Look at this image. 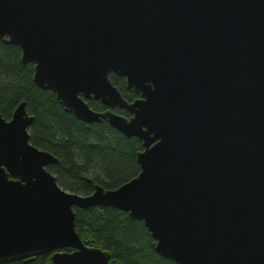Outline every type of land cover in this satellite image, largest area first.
<instances>
[{"label":"water","instance_id":"95a60500","mask_svg":"<svg viewBox=\"0 0 264 264\" xmlns=\"http://www.w3.org/2000/svg\"><path fill=\"white\" fill-rule=\"evenodd\" d=\"M0 39L64 109L144 147L137 175L83 195L30 142L26 102L0 112V262L50 251L52 264H109L73 207L112 204L179 264H264V0H0ZM114 73L140 95L129 102Z\"/></svg>","mask_w":264,"mask_h":264},{"label":"trees","instance_id":"16d2710c","mask_svg":"<svg viewBox=\"0 0 264 264\" xmlns=\"http://www.w3.org/2000/svg\"><path fill=\"white\" fill-rule=\"evenodd\" d=\"M21 47L0 39V112L9 119L14 108L24 100L25 109L33 115L28 126L30 142L47 149L57 160L46 167L58 183L71 192L88 195L94 186L116 188L140 172L137 152L143 150L142 139L126 136L112 127L105 117L88 123L64 109L53 89L38 87L34 83L33 63H22ZM111 82L120 93L133 101L140 94L126 84L125 76L110 74ZM88 104L102 112L112 109L124 116L131 115L128 108H111L98 99ZM76 231L83 243L102 247L111 255L109 264H179L156 251L155 239L144 221L130 217L123 209L103 204L82 208L73 207ZM71 248H64L70 250ZM51 252H40L28 258H17L0 264H49Z\"/></svg>","mask_w":264,"mask_h":264},{"label":"rangeland","instance_id":"374dc122","mask_svg":"<svg viewBox=\"0 0 264 264\" xmlns=\"http://www.w3.org/2000/svg\"><path fill=\"white\" fill-rule=\"evenodd\" d=\"M49 264H52V263H51V261H50V263H49Z\"/></svg>","mask_w":264,"mask_h":264}]
</instances>
